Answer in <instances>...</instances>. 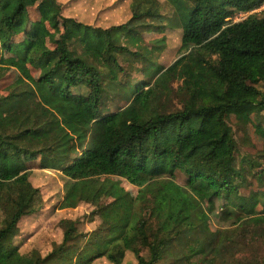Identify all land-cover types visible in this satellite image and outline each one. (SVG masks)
<instances>
[{
	"label": "trees",
	"instance_id": "1",
	"mask_svg": "<svg viewBox=\"0 0 264 264\" xmlns=\"http://www.w3.org/2000/svg\"><path fill=\"white\" fill-rule=\"evenodd\" d=\"M263 4L130 0L126 22L94 29L65 16L56 0H0V47L10 50L25 35L19 58L27 65L24 80L0 100V264H92L99 258L161 264L185 240L189 256L175 262L195 264L190 256L229 259L248 232L264 244V193L253 200L259 211H245L230 180L237 144L226 121L227 113L248 119L251 106H264V10L257 11ZM30 7L40 24L61 27L52 47L43 41L45 27L27 30ZM238 13L246 17L234 21ZM166 28L180 29V40L175 59L161 64ZM101 37L106 56L99 53ZM120 57L155 66L152 80L133 87L121 82ZM173 97L179 108H169ZM113 98L124 105L109 111ZM28 156L66 179L55 209L89 204L90 220H99L82 233L78 220L59 219L62 239L44 255L22 253L13 243L21 218L42 206L29 180ZM111 176L137 187L130 209L118 198L95 203ZM203 197L224 200L218 219L232 220L215 239ZM128 251L135 261L124 262ZM254 264H264V256Z\"/></svg>",
	"mask_w": 264,
	"mask_h": 264
},
{
	"label": "rangeland",
	"instance_id": "2",
	"mask_svg": "<svg viewBox=\"0 0 264 264\" xmlns=\"http://www.w3.org/2000/svg\"><path fill=\"white\" fill-rule=\"evenodd\" d=\"M40 0H35L38 2ZM130 0H56L62 7V13L65 16L74 17L76 20L88 24L90 27L107 28L110 25L122 24L130 18L129 10ZM164 1V0H160ZM163 12H169L164 5ZM264 8V5H263ZM30 20L28 31H32L34 26L45 27L44 43L52 47L57 34L61 32V27H51L47 21L39 23L38 15L33 7H30ZM246 14L238 13L233 17L234 21L241 20ZM38 21V24H36ZM166 48L162 53L158 63L168 64L172 62L177 55V47L180 40V29L166 28ZM162 34L154 35L152 38H159ZM25 35H19L11 44V49L7 50L4 46L0 47V100H5L10 89L20 84L23 80V73L26 64L23 63L19 54L23 53L22 46L25 45ZM148 37L143 38V44L148 42ZM27 44V43H26ZM99 53L106 56V41L101 37ZM123 72L120 80L131 87L138 83L150 82L151 74L155 66L150 65L142 58L125 59L119 58ZM34 76L38 75L37 70L32 69ZM179 83H174V87ZM263 92L264 85L259 86ZM116 98L108 104L109 111H115L124 105L123 101H115ZM179 98L173 97L169 108H179ZM105 110V112L107 111ZM226 121L231 127L237 148L234 152L232 166L235 172L230 179L237 186V192L245 202L247 212L253 214L260 210V203H254V198H259L264 193V106H251L248 119L237 118L229 113L226 115ZM28 170L31 171L29 180L31 184L39 189L42 198V206L35 212L25 215L18 223V233L13 239L20 252L25 253L31 249L38 250L42 255L46 254L54 242H60L62 239V228L58 225L61 218H71L78 220V232L86 233L93 230L99 220L94 218L90 220L92 207L89 204H81L76 208L69 210H57L54 208L57 200L63 193L66 179L59 171L49 168H41L39 159L34 156L25 158ZM176 182L183 184L184 176L177 173ZM105 179L104 177H102ZM111 183L110 187L102 188L95 197L97 205H104L115 198H118L123 208L131 206L132 199L137 192V187L128 183L125 179L116 176L108 177ZM252 198V199H251ZM224 200L218 199L213 203L208 202L204 197L202 204L204 210L209 214L207 224L209 225L213 238L219 229L229 227L232 220H220ZM84 240L78 241L81 245ZM185 242L190 243L189 240ZM184 243L176 242L171 250V254L166 255L161 264H177L175 261L182 255L189 256ZM240 250L231 255L229 259L210 256L205 262L198 261L197 256H190V262L195 264H254L259 263L264 256V244L257 237L249 235V232L239 237ZM124 262L135 261L131 252L124 256ZM92 264H110L104 258L95 259Z\"/></svg>",
	"mask_w": 264,
	"mask_h": 264
},
{
	"label": "built area",
	"instance_id": "3",
	"mask_svg": "<svg viewBox=\"0 0 264 264\" xmlns=\"http://www.w3.org/2000/svg\"><path fill=\"white\" fill-rule=\"evenodd\" d=\"M263 5L260 8H258L257 11L264 10Z\"/></svg>",
	"mask_w": 264,
	"mask_h": 264
}]
</instances>
